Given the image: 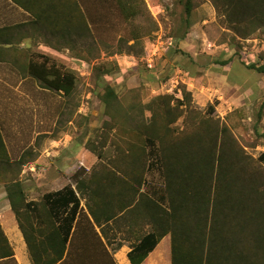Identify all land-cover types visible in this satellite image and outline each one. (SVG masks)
Masks as SVG:
<instances>
[{
  "label": "rangeland",
  "instance_id": "374dc122",
  "mask_svg": "<svg viewBox=\"0 0 264 264\" xmlns=\"http://www.w3.org/2000/svg\"><path fill=\"white\" fill-rule=\"evenodd\" d=\"M75 2L67 0L70 12L75 11ZM79 2L93 35L81 48L71 43L68 62L47 55L61 69L77 73V87L71 96L43 87L23 70L22 66L30 60L40 59L39 54H48L44 46L47 34L42 25L39 27L43 31L40 28L33 31L31 42L0 63V82L23 80L18 89L5 83L0 85V124L13 161L29 152L27 158L31 162L41 156V160L49 161L45 163L59 164L64 160L71 170L84 168L81 163L84 162L89 170L92 162L86 157L77 158L92 153L96 157L100 155L99 161H94L100 164L87 177L93 170H117L114 160L122 155L119 146L123 152L127 146L121 141L118 124L113 128L105 113L100 98L105 84L114 87L125 111L133 105H147L162 94L182 99L183 93L188 92L191 108L172 125L175 133L194 131L201 120L210 117L229 125L247 153L258 158L264 152V112L259 113L264 100V74L249 69L239 55L242 51L243 59L250 62L262 58L264 29L248 39L235 37L210 0H194L190 17L193 26L189 28L184 21L187 16L184 0H144L143 15L133 22L124 20L114 0ZM187 29V36L182 38ZM134 34L140 36L137 42L131 39ZM157 40L158 55L153 58L152 66H148L145 57ZM120 55L130 57L120 58ZM230 59L231 63L221 64ZM229 67L230 73L226 71ZM230 75L237 86L228 84ZM210 105L215 107L213 114L208 113ZM122 114L135 116L132 112ZM145 116L149 119V110ZM135 118L139 120L142 116ZM121 124L127 129L134 126L126 121ZM89 147L95 148L97 154ZM30 165L25 163L19 172L20 177L25 171L28 182L34 178ZM3 176L7 175L0 172V180L6 179ZM72 176L73 173L71 179ZM146 177L151 187H163V178L156 168Z\"/></svg>",
  "mask_w": 264,
  "mask_h": 264
},
{
  "label": "trees",
  "instance_id": "16d2710c",
  "mask_svg": "<svg viewBox=\"0 0 264 264\" xmlns=\"http://www.w3.org/2000/svg\"><path fill=\"white\" fill-rule=\"evenodd\" d=\"M15 1L33 11L26 0ZM75 1V11L68 12L70 35L82 38L84 27L87 39L93 35L91 23L81 9L80 0ZM114 1L127 22L136 21L144 13V0ZM184 1L187 15L184 21L189 28L194 0ZM210 1L235 37L248 39L264 29V0ZM41 9L36 19L45 27L47 11ZM6 29L1 28L0 32ZM188 32L187 29L182 38ZM139 38L137 34L131 37L135 42ZM239 55L249 69L264 74V55L262 60L259 57L253 62L243 59L242 51ZM39 57L22 66L24 72L43 87L71 96L77 87V73L72 69H61L50 56L39 54ZM183 94L182 99L162 94L147 105H133L125 111L114 87L105 84L100 98L113 128L115 123L118 124L121 141L127 150L123 152L119 146L122 155L114 160L117 170H93L87 177V173L100 164L96 162L89 170L79 168L73 173L76 188L69 184L45 195L52 216L61 221L59 230H64L63 250L80 209L77 195L80 192L89 195L90 201L93 195H112L113 200L117 196L121 211L136 203L134 209L149 216L153 230L143 235L129 252L133 264H143L167 235L171 237V264H264V152L258 158L247 153L229 125L210 117L201 120L194 131L175 133L172 125L191 108V94ZM146 110L151 113L149 119L145 116ZM214 110L215 107L210 105L208 113L213 114ZM131 112L135 116L141 115L142 119L122 114ZM263 112L264 100L259 113ZM122 121L132 122L134 126L127 129ZM89 150L97 154L95 148L89 147ZM28 153L13 161L0 127V172L7 175L2 181L6 182L12 208L31 249L20 212L21 207H29V203L25 204L26 191L19 177L22 166L31 160L27 158ZM155 168L161 173L163 187H151L146 177ZM83 171L86 175H82ZM148 184L152 190L147 188ZM106 202L109 203L108 196L102 203ZM65 212L68 213L63 217ZM28 217L24 218L27 220ZM13 254L0 226V259Z\"/></svg>",
  "mask_w": 264,
  "mask_h": 264
},
{
  "label": "crops",
  "instance_id": "0c3cea01",
  "mask_svg": "<svg viewBox=\"0 0 264 264\" xmlns=\"http://www.w3.org/2000/svg\"><path fill=\"white\" fill-rule=\"evenodd\" d=\"M26 2L30 4L33 11L24 8L15 0H0V29L8 28L0 32V63L5 61V58L14 57L17 51H21L31 42L33 31L42 27L36 19L41 8L46 9L48 16L47 28L43 26L48 40L44 45L47 47L46 55L60 59L63 63L68 62L70 50H72L71 43H77L81 48V45L86 44V37L84 27L82 38L80 35L71 37L67 0H26ZM78 24L80 32V17H78ZM124 56L130 57V55L118 57ZM230 67L226 70L229 73ZM2 83L10 88L18 89L23 85V80L16 79L12 82L2 80L0 85ZM228 84L237 86L231 75L228 77ZM0 127L5 136L1 124ZM83 157L90 160L92 166L98 159L92 153L87 156L82 154L77 159L80 160ZM41 159L40 156L35 161H29L31 164L29 169L34 177L29 182L24 177L25 171L20 174V181L26 191L24 201L25 204L29 203V207L20 209L23 216L21 220L27 229L31 249L18 216L12 208L6 182L0 180V226L14 251L13 256L1 258L0 264H133L129 252L143 235L153 230L149 216L135 210L136 203L121 211L117 196L113 200L112 195H93L90 201L89 195L77 192L80 198V209L63 250L64 230H59L61 221L52 216L45 195L61 190L69 184L76 188L71 175L81 166L71 170L65 166L64 160L54 164L45 163L49 161ZM81 163L84 168H87L84 162ZM107 196L109 203L103 204ZM90 206L93 207V211ZM67 213H63V217ZM61 253L62 257H60ZM143 264H171L170 235L159 242Z\"/></svg>",
  "mask_w": 264,
  "mask_h": 264
},
{
  "label": "built area",
  "instance_id": "2783aa9c",
  "mask_svg": "<svg viewBox=\"0 0 264 264\" xmlns=\"http://www.w3.org/2000/svg\"><path fill=\"white\" fill-rule=\"evenodd\" d=\"M161 38V35L159 36ZM153 49L147 52L146 61L148 66H152L153 58L158 55V40L152 43Z\"/></svg>",
  "mask_w": 264,
  "mask_h": 264
}]
</instances>
